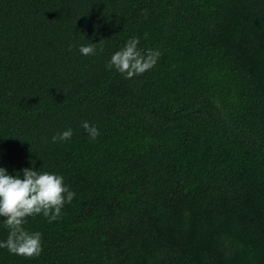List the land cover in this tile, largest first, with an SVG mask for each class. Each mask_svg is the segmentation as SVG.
<instances>
[{"label":"trees","instance_id":"16d2710c","mask_svg":"<svg viewBox=\"0 0 264 264\" xmlns=\"http://www.w3.org/2000/svg\"><path fill=\"white\" fill-rule=\"evenodd\" d=\"M133 37L160 55L128 79ZM0 167L75 193L0 264H264V0H0Z\"/></svg>","mask_w":264,"mask_h":264},{"label":"clouds","instance_id":"9594fccd","mask_svg":"<svg viewBox=\"0 0 264 264\" xmlns=\"http://www.w3.org/2000/svg\"><path fill=\"white\" fill-rule=\"evenodd\" d=\"M139 37L127 40L122 48L115 51L108 62V68H115L125 78L141 75L153 68L160 55L159 51L138 48ZM81 54H95V43L79 48ZM83 129L95 139L98 129L87 121L82 123ZM73 129L68 128L52 137L53 142L71 139ZM75 193L64 183V178L55 173L40 172L35 168L22 169V178L18 172L10 175L0 167V217L4 218V226L8 235L0 241V248L24 257L39 256L42 251L41 233L30 232L24 225L28 217L43 215L49 222L60 217L65 203H71Z\"/></svg>","mask_w":264,"mask_h":264}]
</instances>
